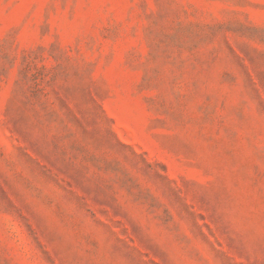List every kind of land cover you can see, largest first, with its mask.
<instances>
[{
  "label": "rangeland",
  "instance_id": "rangeland-1",
  "mask_svg": "<svg viewBox=\"0 0 264 264\" xmlns=\"http://www.w3.org/2000/svg\"><path fill=\"white\" fill-rule=\"evenodd\" d=\"M0 264H264V0H0Z\"/></svg>",
  "mask_w": 264,
  "mask_h": 264
}]
</instances>
